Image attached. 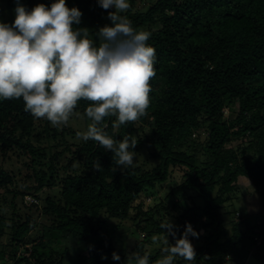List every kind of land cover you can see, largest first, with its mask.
Here are the masks:
<instances>
[{"label": "trees", "instance_id": "trees-1", "mask_svg": "<svg viewBox=\"0 0 264 264\" xmlns=\"http://www.w3.org/2000/svg\"><path fill=\"white\" fill-rule=\"evenodd\" d=\"M52 2L6 0L2 22L14 23L18 3L30 11ZM129 3L122 15L151 33L156 51L151 103L137 122L114 127L109 117L103 130L117 143L137 139L135 166L121 170L113 153L77 138L91 123V102L81 100L69 119L81 120L80 130L35 118L22 98L0 99V264H136L145 254L157 264L163 245L152 237L164 232L169 214V243L189 223L199 233L189 236L195 261L174 264H246L251 256L264 264V0ZM67 4L82 11L80 27L93 35L111 24L114 9L98 0ZM241 177L256 185L262 212L231 208ZM165 184L171 208L159 195ZM122 230L137 236L133 249L117 246Z\"/></svg>", "mask_w": 264, "mask_h": 264}, {"label": "clouds", "instance_id": "clouds-1", "mask_svg": "<svg viewBox=\"0 0 264 264\" xmlns=\"http://www.w3.org/2000/svg\"><path fill=\"white\" fill-rule=\"evenodd\" d=\"M109 11L111 24L93 35L80 27L82 11L67 0L37 4L30 11L18 3L14 23L0 22V99L20 100L25 110L52 126L67 125L81 100L91 102L85 115L91 121L77 138L93 140L121 170L134 167L135 137L115 141L103 130L106 118L116 117L114 127L137 122L148 114L151 81L156 76L155 48L147 42L151 33L137 30L127 16L129 0H98ZM100 170V164L94 165ZM164 232L152 237L163 245L157 264H174L176 258L195 261L189 236L199 233L189 223L176 242L171 220L160 224ZM106 258V257H105ZM114 260H120L113 253ZM136 264H149L147 254L135 256Z\"/></svg>", "mask_w": 264, "mask_h": 264}, {"label": "rangeland", "instance_id": "rangeland-1", "mask_svg": "<svg viewBox=\"0 0 264 264\" xmlns=\"http://www.w3.org/2000/svg\"><path fill=\"white\" fill-rule=\"evenodd\" d=\"M140 5L143 4V2L141 1L139 3ZM6 7V0H0V22H2L5 19V15H9L7 10H5ZM73 127L78 128L80 130L84 129V124L81 120H77V119H71L69 122ZM237 144L236 141H234L233 143L230 144V146H235ZM140 158L143 157V154H139ZM146 156V154L144 155V157ZM143 159V158H142ZM150 167H152V165H155V161H150ZM239 185L242 189V193L239 197V199L235 200L233 205L231 206L232 209H237L239 210L243 216H247L248 214H250V216H253L259 212H262L263 208H262V202H261V198H260V192L257 189L256 185L251 182L248 178L246 177H241L239 179ZM167 184H165L164 187H158L159 190V195H161V197L165 199L167 205L171 208L173 206L174 203V197H170V198H165V195L167 194L169 187L167 186ZM149 198V197H148ZM26 200L28 202H31L33 200V197H31L30 195H28L26 197ZM149 204H154L155 200L153 199V197L151 196L150 199H147ZM168 208V209H170ZM179 211V209H177V212ZM176 212V210H175ZM164 214V213H163ZM236 216L238 217L239 215L236 214ZM170 219L174 220V217L172 215L169 214ZM250 222L254 223V217L251 218ZM120 232V231H119ZM201 232H203V230H201ZM134 236V237H133ZM131 237V239H129V237L126 236V232H124V230H122V232H120V238L117 242V246L123 250H129V249H133L135 243H136V239L135 235H133ZM143 237V235H141V238ZM149 248V247H147ZM152 249H154L153 247H151L149 250L152 251ZM71 255V254H70ZM246 264H263L261 263L257 258H255L254 256L250 257L247 261Z\"/></svg>", "mask_w": 264, "mask_h": 264}, {"label": "built area", "instance_id": "built-area-1", "mask_svg": "<svg viewBox=\"0 0 264 264\" xmlns=\"http://www.w3.org/2000/svg\"><path fill=\"white\" fill-rule=\"evenodd\" d=\"M192 227H194V225H192Z\"/></svg>", "mask_w": 264, "mask_h": 264}]
</instances>
